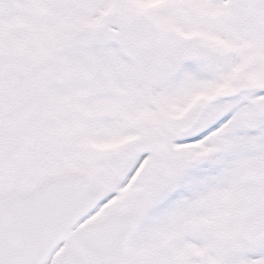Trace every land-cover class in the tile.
Returning <instances> with one entry per match:
<instances>
[{"label":"snow or ice","instance_id":"6c2138e0","mask_svg":"<svg viewBox=\"0 0 264 264\" xmlns=\"http://www.w3.org/2000/svg\"><path fill=\"white\" fill-rule=\"evenodd\" d=\"M0 264H264V0H0Z\"/></svg>","mask_w":264,"mask_h":264}]
</instances>
